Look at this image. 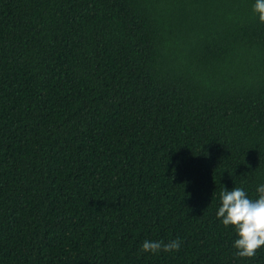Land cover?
<instances>
[{
  "label": "trees",
  "instance_id": "1",
  "mask_svg": "<svg viewBox=\"0 0 264 264\" xmlns=\"http://www.w3.org/2000/svg\"><path fill=\"white\" fill-rule=\"evenodd\" d=\"M254 3L0 0V264H264L216 217L264 184Z\"/></svg>",
  "mask_w": 264,
  "mask_h": 264
},
{
  "label": "clouds",
  "instance_id": "2",
  "mask_svg": "<svg viewBox=\"0 0 264 264\" xmlns=\"http://www.w3.org/2000/svg\"><path fill=\"white\" fill-rule=\"evenodd\" d=\"M253 12L259 22L264 23V0H255ZM258 198H252L240 187L231 190L224 188L220 192V206L216 217L225 227H232L236 234L233 242L235 254L240 258L251 259L264 246V184L257 187ZM181 241H143L140 251L157 254L179 251Z\"/></svg>",
  "mask_w": 264,
  "mask_h": 264
}]
</instances>
